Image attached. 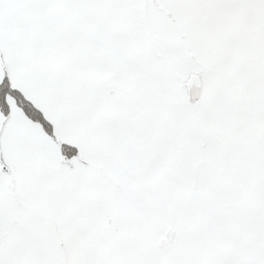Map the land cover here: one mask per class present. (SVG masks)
<instances>
[{
  "label": "snow or ice",
  "instance_id": "snow-or-ice-1",
  "mask_svg": "<svg viewBox=\"0 0 264 264\" xmlns=\"http://www.w3.org/2000/svg\"><path fill=\"white\" fill-rule=\"evenodd\" d=\"M0 264H264V0H0Z\"/></svg>",
  "mask_w": 264,
  "mask_h": 264
}]
</instances>
